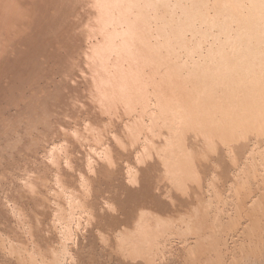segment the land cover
Here are the masks:
<instances>
[{
  "label": "bare ground",
  "instance_id": "6f19581e",
  "mask_svg": "<svg viewBox=\"0 0 264 264\" xmlns=\"http://www.w3.org/2000/svg\"><path fill=\"white\" fill-rule=\"evenodd\" d=\"M80 2L0 0V264H171L172 239L184 264H264V0H111L88 43ZM122 22L157 102L115 70L94 120L83 50L128 45Z\"/></svg>",
  "mask_w": 264,
  "mask_h": 264
},
{
  "label": "rangeland",
  "instance_id": "374dc122",
  "mask_svg": "<svg viewBox=\"0 0 264 264\" xmlns=\"http://www.w3.org/2000/svg\"><path fill=\"white\" fill-rule=\"evenodd\" d=\"M77 1V0H76ZM79 1H81L80 3H82L83 5L82 6H84V9L82 10V8H81V10H80V8L78 9V11H77V13L75 14L76 16H79L80 15V12H83V15H84V17L85 18H83L81 21H78V31L80 32H78L77 31V29H76V32H77V34H79V36L83 39V37L82 36H84L85 34V37H84V39H86V43H88L89 41H91L90 39H92L93 40V38H91V37H93L95 34L96 35H99L100 33H103V31L104 30H107L108 28L109 29H111V28H115L114 26H116V28L115 29H117V25L116 24H118V26H119V23L121 22V19H119V16H117V12H116V8L113 6V3L111 2V0H107V1H105V0H102V2H101V0H97V1H95V0H78V2ZM85 1V2H84ZM90 1L92 2V3H90ZM96 3H95V2ZM88 2V3H87ZM93 2L95 3V6L98 8V10H96V7L94 6V4H93ZM100 2V3H99ZM112 4H111V3ZM86 3V4H85ZM98 3V4H97ZM102 3V4H101ZM105 3V4H104ZM108 3H110V4H108ZM92 4H93V9H91L92 8ZM115 4H117V3H115ZM89 5V6H88ZM98 5H100L101 6V8L98 6ZM106 5V6H105ZM112 5V6H111ZM85 6H86V8H85ZM102 6H103V9H102ZM90 7V8H89ZM104 7H105V9H104ZM108 7H109V9L110 8H112V7H114L113 9H110V12H109V9H108ZM87 11H86V10ZM90 9V10H89ZM99 9H101L100 11H101V13L103 14V16L100 18L99 16H101L102 14L100 13V11H99ZM84 10H85V12H84ZM103 10H106V11H108V14H107V12H105L104 11V13H103ZM95 11V12H94ZM116 12V14H115V12ZM87 12V13H86ZM96 12H99L100 13V15L99 14H97ZM86 13V14H85ZM107 15H106V14ZM112 13V14H111ZM91 16V18H90V16ZM93 14H95L94 15V17L92 18V15ZM86 15V16H85ZM97 15H99L98 16V18H97ZM104 15H105V17H104ZM76 16H75V18H76ZM111 16H115V17H111ZM116 16H117V18H116ZM87 17V18H86ZM88 18H89V20L90 21H87L88 20ZM97 18V19H96ZM110 18V19H109ZM77 19H79V17H77ZM85 19H87V20H85ZM91 19H93V20H91ZM94 19H96L95 21H94ZM99 19V20H98ZM110 21H109V20ZM112 19H114V21H111ZM83 20H84V22H83ZM100 21V22H98V21ZM108 21L109 23H112V24H108V25H106V24H104V25H102V23H105L106 21ZM119 20V21H118ZM96 22V23H93V25H89L90 23L92 24V22ZM103 21V22H102ZM105 21V22H104ZM86 22H88V23H86ZM114 22H117V23H114ZM82 23H83V25H86L87 27H85V26H82ZM99 23V24H98ZM123 23V22H122ZM81 26H80V25ZM95 24V25H94ZM115 24V25H114ZM101 25V26H100ZM107 27H106V26ZM110 25V26H109ZM111 25H113V27L111 26ZM123 25H124V28H125V30H126V33H124L123 32V34L121 35V37L122 38H124V37H126L125 39L127 40V42L125 41V40H123V42L125 41L126 42V44H128V45H124L123 43V45L122 44H119V45H122V46H124V47H126V48H121L122 46H120L119 48H120V50L121 51H123V52H121L115 45H113V43H111V42H108V40H110L109 39V37H105V42L104 41H102V42H104V44H106V45H104V44H101L102 42H100L99 44L97 43V44H94V45H92V46H90V47H88L86 50H83L82 52L84 53V54H86V55H84L83 56V60H82V62L83 61H85V62H83L84 64H87L88 62H90L91 64L94 62V61H97V67H96V63H95V67L94 68H91V64H89V68H91L90 70H89V86H90V88H89V90H88V95L91 97V98H93L92 100H91V107H90V111H91V118H94V120H97V118H95L94 117V114H95V116H97V114L96 113H98V115L100 114V112H98V111H101V110H103L104 108L106 109L107 107H108V103L109 104H111V100L110 99H112V97H115L116 95L114 94L113 96L110 94V95H108L109 94V92L110 93H113V91L111 92V89H113L112 87H110L109 86V84H110V80H112L113 82H114V78L113 77H115V74H113L112 72L113 71H118L117 73H116V75H117V77L119 76L118 74H120L121 76H119L120 78H122V79H119V77H118V81H116L115 80V83H113V84H119V86H118V84H117V86L120 88H124L123 90V95H122V97L124 96L125 97V95H126V97H125V100H126V103H127V105L128 106H131L132 105V101H133V98H136L137 96V98H138V101L139 102H141V101H144L145 102V100L146 101H148V100H152L153 102H154V99H155V101L157 102V100H156V98H157V96H156V94H154V95H152L153 94V91L155 90V91H157L158 89L157 88H160V86L159 85H156V84H158V83H156V76L157 75H155V74H149V67H146L145 65H144V63L143 62H141V63H139L141 60H142V55L141 56H139L138 57V55L135 53L134 54V47L132 46V44H131V41H129V40H132V38H133V36H129L128 37V34L130 35V33H127V30L129 29V28H127L126 29V27H127V25L128 24H124L123 23ZM88 26L90 27V29H88ZM95 28H94V27ZM97 26V27H96ZM103 26H105V28H107V29H105ZM85 27V28H84ZM111 27V28H110ZM79 28H82V29H84V30H82L81 29V31H80V29ZM92 28V29H91ZM97 28H99V29H97ZM98 30V32L99 33H96L97 32V30ZM101 29H103L102 30V32H101ZM88 31V30H90V32L88 31L87 33L89 34L90 33V36H88L87 37V33H86V31ZM94 31V33H93V31ZM96 30V31H95ZM85 32V34L84 33H81V32ZM119 31L120 30H117V32L119 33ZM91 32H92V34H94L93 36H92V34H91ZM117 32H116V30H114V31H112V33L110 34V38H112L113 39V34L115 33V34H117ZM80 34H83L82 36L80 35ZM95 35V36H96ZM119 37L117 38L118 40H115V39H113L115 42L116 41H118L117 43H120V42H122L120 39V33L119 34H117ZM126 35V36H125ZM94 36V37H95ZM88 39H87V38ZM129 39H128V38ZM107 40V41H106ZM113 41V42H114ZM114 42V43H115ZM109 43H110V45H109ZM101 44V45H100ZM101 47H100V46ZM107 45H109V46H107ZM111 45L116 49V50H114V48L112 47L111 48ZM119 45H117V46H119ZM94 46H96L95 48H94ZM98 47H100V49L98 48ZM99 50L98 52H97V49ZM104 48V49H103ZM105 48H107L108 49V52H107V50L105 49ZM111 48V49H110ZM83 49H85V48H83ZM91 49H93V50H91ZM101 49H103V53H102V50ZM87 50H89V51H87ZM106 50V53L104 52ZM114 50V51H113ZM119 50V54H120V56H119V54L116 52V51H118ZM125 50V51H124ZM91 51H93V52H91ZM94 51L95 52H97V53H94ZM100 51H101V53H100ZM109 51L111 52V51H113V52H111V53H109ZM127 51H128V53H127ZM131 51V52H130ZM125 52V54H123ZM92 53V54H91ZM100 53V54H99ZM109 53V54H108ZM115 53H117V56H115L116 54ZM87 54H89V55H87ZM95 54H98V55H95V58L97 59V60H95L94 59V55ZM91 55V56H90ZM100 55V56H99ZM103 55V56H102ZM128 55H130L129 57H128ZM99 56V57H98ZM102 56V57H101ZM109 57L110 56V58H108V60H107V58H105V60H104V57ZM137 56V57H136ZM89 57V58H88ZM92 57H93V60H92ZM114 57H116V59L114 58ZM120 57V58H119ZM88 58V59H87ZM100 58V59H99ZM101 59H103V60H101ZM120 59V60H119ZM125 59V60H124ZM133 59V60H132ZM144 59V58H143ZM88 60V61H87ZM100 60V61H99ZM110 60H111V62H110ZM116 62H115V61ZM118 60V61H117ZM99 61V62H98ZM104 61H107V63L106 62H104ZM120 61V63L119 64H117L118 62ZM130 61V62H129ZM134 61V62H133ZM139 61V62H138ZM101 62V63H100ZM110 62V63H109ZM113 62V63H112ZM116 64H115V63ZM121 62H123L122 64V66H121ZM125 62V63H124ZM103 63V64H102ZM105 63L107 64V65H105ZM136 63H138V64H136ZM109 64H110V66H109ZM113 64H115V65H113ZM135 64V65H134ZM100 65V66H99ZM117 65H120V66H117ZM144 65V66H143ZM111 66H113L114 68L112 69V67ZM116 66H117V68H116ZM134 66V67H133ZM144 68H143V67ZM85 67H87V66H85ZM138 67V68H137ZM142 68V69H141ZM99 69V70H98ZM105 69V70H104ZM93 70V71H92ZM131 70V71H130ZM148 70V71H147ZM98 71V72H97ZM109 71H111V72H109ZM115 71V72H116ZM122 71V74L121 73H119V72H121ZM144 71V73L146 72V74H144V73H142V72ZM83 72H85V71H83ZM92 72V73H91ZM109 72V74H107ZM126 72H128V73H126ZM133 72V73H132ZM136 72V73H135ZM141 72V73H140ZM148 72V73H147ZM59 73V72H58ZM58 73H55V76L58 78L59 76V74ZM98 73V74H97ZM114 75L113 77H111L112 75ZM131 73V74H130ZM138 73H139V75H138ZM124 74V75H123ZM141 74H143V75H141ZM148 74H149V76H148ZM96 75V76H95ZM110 75V76H109ZM126 78H123V76ZM129 75V76H128ZM131 75H133V77L131 76ZM91 76H92V78H91ZM99 76V77H98ZM109 76V77H108ZM139 76H141V77H139ZM145 76H146V78H145ZM149 77V80H150V83H149V80H148V77ZM110 77H111V79H110ZM116 77V78H117ZM130 77V78H129ZM154 77V78H153ZM99 78V79H98ZM131 78H132V80H131ZM137 78V79H136ZM144 78V79H143ZM150 78H152V80L150 79ZM95 79H97L96 81H95ZM85 80V79H84ZM102 80H103V82H102ZM123 80V81H122ZM127 82H126V81ZM128 80H129V82H128ZM148 80V81H147ZM101 81V82H100ZM105 81V82H104ZM141 81V82H140ZM146 82V84L144 83V82ZM155 83H154V82ZM117 82V83H116ZM125 84H123V83ZM147 82H148V84H147ZM151 82H152V84H151ZM92 83V84H91ZM123 84V86H122V84ZM132 83V84H131ZM140 83V84H139ZM143 83V84H142ZM126 84H128V85H126ZM150 84L153 86V87H155V89L154 90H152V86H150ZM154 84H155V86H154ZM99 85V86H98ZM103 85H105L104 86V88H103ZM107 85V86H106ZM111 86H112V84H110ZM132 85V86H131ZM141 85H142V87H141ZM149 85V86H148ZM88 86V87H89ZM127 86H130V87H128L127 88ZM143 86H144V88H143ZM147 86V87H146ZM156 86H158V87H156ZM92 87V88H91ZM104 90V92H107V93H104L102 90ZM109 88H110V90H109ZM127 89V91H126V89ZM151 90H150V89ZM97 89H99V90H101V91H99V90H97ZM108 89V90H107ZM131 89V90H130ZM133 90V91H132ZM93 91V92H92ZM131 91V92H130ZM152 91V92H151ZM102 92V93H101ZM127 92V93H126ZM132 92H133V94H132ZM141 92V93H140ZM143 92H145V93H143ZM147 92H151V94L149 93L148 95H147ZM99 93V94H98ZM103 93H104V95H103ZM124 93H125V95H124ZM135 93H137V94H135ZM143 93V94H142ZM93 94V95H92ZM95 94V95H94ZM97 94H98V96H97ZM101 94V95H100ZM131 96H130V95ZM135 94V95H134ZM140 94V95H139ZM145 94L147 95V96H145ZM106 95V96H105ZM133 95V96H132ZM141 95H143V96H141ZM92 96H94V97H92ZM96 96V97H95ZM101 96H103V98L105 99H103V98H100ZM136 96V97H135ZM144 96H145V98H144ZM148 96H149V98H148ZM108 97H110L109 99H108V102H107V98ZM142 99L143 98V100H141L140 98ZM154 97H156V98H154ZM129 99V101L127 102V100ZM140 99V100H139ZM75 101H76V103H78V101L75 99ZM74 101V102H75ZM99 101V102H98ZM103 101H105V102H103ZM151 101V102H152ZM98 102V103H97ZM131 105H130V104ZM75 106H77L75 103H73ZM106 104V105H105ZM153 105H155V104H153ZM79 106V105H78ZM127 106V108H128V111L131 109V107H128ZM99 107V108H98ZM124 107H125V105H124ZM152 107V106H151ZM156 107V106H155ZM152 108V109H154L152 112H151V115H154L155 114V111H157V108ZM77 109V108H76ZM95 109V110H94ZM97 109V110H96ZM84 110V109H83ZM127 110V109H126ZM93 111V112H92ZM96 111V112H95ZM124 112V116L126 115V111L125 110H123ZM151 111V110H150ZM65 114V116H68L69 118H71L70 116H69V114L67 113V115H66V113H64ZM64 114H61V116L59 115L57 118L59 119L60 117H62V116H64ZM107 113H105V115H106ZM107 116V115H106ZM68 117H62L63 119L65 118V120L67 121V119H68ZM55 119V118H54ZM63 119H59L60 121L62 120L63 121ZM59 120H57V121H59ZM93 120V119H92ZM146 124L148 125V121H149V118L148 117H146ZM177 123H174V126L176 127L177 125H176ZM59 126H61V123L60 124H57V128L59 127ZM53 128H51V129H49L48 131L49 132H53V129H55L54 128V126H52ZM60 128V129H59ZM58 129H59V131H55L56 133L58 132H62V130H63V128H62V126L61 127H59ZM61 128H62V130H61ZM57 129V130H58ZM51 130V131H50ZM110 131H112V128H110ZM55 132H53V134L51 135V134H49L50 136H51V139H49V141H47L45 144H43V145H41L40 147H38V152L42 155V157L45 159L47 156V158L46 159H48L49 157V159H48V162L49 161H52V158H53V156H54V158L56 157L55 155H56V151H58V153L59 152H61V153H64V148L66 147V144H64L65 142L62 140V137H61V135L59 136V134H56ZM54 133L56 134V136L58 135V137H56L55 135H54ZM54 136V137H53ZM61 141V142H60ZM90 143H92V142H90ZM59 145V146H58ZM63 146V147H62ZM44 147V148H43ZM57 147V148H56ZM59 147V148H58ZM92 147V148H91ZM96 146L94 145V147H93V145H90V149H91V151L92 150H97L98 151V147H96ZM60 148H62V150L60 149ZM94 148V149H93ZM49 149V150H48ZM45 150V151H44ZM47 150V151H46ZM46 153H49V155L48 154H46ZM136 153H140V151L139 152H136ZM53 154V155H52ZM52 155V156H51ZM46 156V157H45ZM88 157V158H87ZM54 158H53V160H54ZM63 158H66L65 156H63ZM85 159H87V161L89 162V160H90V157L88 156V153H85ZM64 161H65V159H64ZM51 168V167H50ZM19 174H20V172H18ZM17 174V173H16ZM15 175V174H14ZM18 175V174H17ZM53 177H57V174H56V172L54 171V174H53V176H52V178ZM55 179V180H54ZM53 180L55 181H53V184H54V186H59L58 184H57V181H56V178H54ZM57 180H58V178H57ZM56 183V184H55ZM188 241H190L188 244H190V243H192L191 242V240H188ZM172 244V246H171V249L172 250H170V251H172V252H166V256H167V260H171V259H173V260H171V264H184V262L183 261H186L183 257H186V248H185V246L183 247L182 246V243L180 242V240H178V239H172V240H170V242H169V245H171ZM180 243V244H179ZM180 247H182V248H180ZM179 248V249H178ZM182 249V250H181ZM185 249V250H184ZM171 253V254H170ZM173 253V254H172ZM179 253V254H178ZM186 254V255H184V254ZM223 254H225V252L222 250V255ZM183 255V256H182ZM170 256V257H169ZM174 257V258H173ZM177 257V258H176ZM180 257V258H179ZM174 259H176V261L174 260ZM183 260V261H182ZM180 261H182V262H180ZM174 262V263H173ZM168 264H170V261L168 262Z\"/></svg>",
  "mask_w": 264,
  "mask_h": 264
}]
</instances>
